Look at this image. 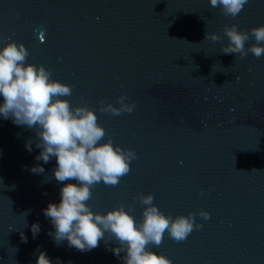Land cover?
<instances>
[{
    "label": "water",
    "instance_id": "water-1",
    "mask_svg": "<svg viewBox=\"0 0 264 264\" xmlns=\"http://www.w3.org/2000/svg\"><path fill=\"white\" fill-rule=\"evenodd\" d=\"M232 24L264 25V0H249L235 19L209 0H0V47L23 44L26 63L72 87L64 99L95 112L107 133L101 142L136 153L117 186L92 189L90 209L123 204L139 223L136 198L151 193L173 218L210 214L195 217L202 227L183 242L165 233L150 246L171 264H264V56L224 54L223 27ZM207 31L221 40H204ZM120 95L135 102L132 113L98 110L101 100L118 106ZM37 130L0 116V264H36L40 251L53 264H123L109 234L83 252L49 235L42 210L59 204L63 185L55 157L35 159ZM35 165L44 172L33 173Z\"/></svg>",
    "mask_w": 264,
    "mask_h": 264
},
{
    "label": "clouds",
    "instance_id": "clouds-1",
    "mask_svg": "<svg viewBox=\"0 0 264 264\" xmlns=\"http://www.w3.org/2000/svg\"><path fill=\"white\" fill-rule=\"evenodd\" d=\"M249 0H209L212 8H219L226 17L235 19L244 10ZM223 35L227 45L222 46L224 54H238L240 58L250 52L257 59L264 56V25L252 27L247 31L238 30L236 24L225 25ZM249 47H245L249 39ZM204 40H221L215 32H206ZM29 53L23 44L9 41L0 47V116L17 125L38 129L36 147L41 151L38 161L47 164L56 158L53 175L60 188L59 204L49 203L43 209L44 216L50 220L55 231L49 232L55 242L66 240L69 247L81 252L95 249L105 234L115 238L120 247L111 251L118 258L123 251V264H171L162 254L150 250L159 247L165 233L175 242H183L202 225L196 222L198 215L204 220L210 218L207 211L189 212L187 216L175 218L163 214L153 203L154 196L140 194L136 199L143 206L142 221L137 222L123 204L104 214L93 212L88 201L92 189L103 182L105 186L115 187L131 171V162L136 159L132 149L114 146L105 129L98 123L95 112L82 104L73 106L67 99L72 95V87L51 78V72L43 65L26 63ZM239 79V77H237ZM116 104L99 101L101 113L120 116L132 113L135 102H127V97H116ZM31 151V146L26 145ZM33 173H43L40 165L30 169ZM74 180L75 184L64 182ZM203 190L200 195H203ZM38 223L32 225L33 235L39 233ZM36 264H53L47 254L40 251ZM59 264V261H56Z\"/></svg>",
    "mask_w": 264,
    "mask_h": 264
}]
</instances>
